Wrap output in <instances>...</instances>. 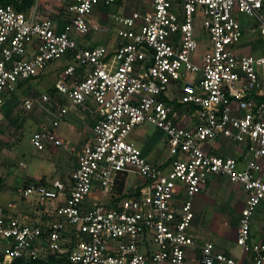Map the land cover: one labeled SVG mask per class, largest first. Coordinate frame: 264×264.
<instances>
[{
	"label": "built area",
	"instance_id": "obj_1",
	"mask_svg": "<svg viewBox=\"0 0 264 264\" xmlns=\"http://www.w3.org/2000/svg\"><path fill=\"white\" fill-rule=\"evenodd\" d=\"M128 1L70 0L46 16L0 3V134L11 93L62 58L73 63L54 89L68 105L50 112L32 146H62L56 130L71 108L95 116L69 186L33 181L7 191L15 198L0 207L1 264L51 254L69 264H187L191 252L198 264H240L208 241L194 250L193 199L213 178L243 188L236 246L250 264H264V223L252 233L253 216L264 206V0H132L147 7L111 15L113 45L79 43L97 29L92 17L99 5ZM198 15L211 42L200 55ZM48 100L26 99L23 108ZM143 122L161 132L169 151L160 166L126 140ZM231 142L240 145L236 156L215 147ZM130 174L142 182L105 200ZM93 192L99 198L91 199ZM31 197L62 202L49 218L23 222L21 202Z\"/></svg>",
	"mask_w": 264,
	"mask_h": 264
},
{
	"label": "rangeland",
	"instance_id": "obj_2",
	"mask_svg": "<svg viewBox=\"0 0 264 264\" xmlns=\"http://www.w3.org/2000/svg\"><path fill=\"white\" fill-rule=\"evenodd\" d=\"M70 0H34L33 5L27 10L30 11L35 8L40 15H49L52 12L62 10ZM147 5L136 3L129 0L125 5L114 3L109 6H98L96 9L92 21L97 29H92L90 32L91 38H93L94 44L101 42L102 44H114L116 39V32L114 25L111 22V15L121 14L123 12H129L132 9H143ZM26 11V12H27ZM98 14L108 17V21L100 20ZM244 23H251L252 20L246 16L238 15ZM202 20L198 15L195 17L193 26L195 31V39L199 45L198 54L200 55L204 49H209L211 42L208 35L202 30ZM95 41V42H94ZM97 41V42H96ZM79 43H82L80 40ZM70 59H57L46 66L41 76L37 78H31L22 88L11 93L10 99L6 103L7 110L4 115L2 129L3 136L0 143V160H2L3 171L0 168V173L3 175H11V178H17L18 180L26 179L30 181H53L56 177V170L59 172L61 179L69 178V159L72 155L77 153V148H73L71 143H68L63 139V145L55 147L48 143H44L43 150H36L31 144V135L36 128L42 124H47L48 120L52 118L51 113L56 109L55 103H63L65 106L68 104L67 99L59 94L54 89V83L57 75L61 73L63 68L72 64ZM46 95L48 101L40 102V104H33L30 110H24L23 101L30 99L40 101V97ZM54 97L58 100H55ZM5 107V108H6ZM55 111V110H54ZM65 124L63 122L58 131L60 132L61 126ZM61 137L64 136L61 134ZM162 134L155 127L147 122H143L128 134L126 140L138 147L145 159L152 165L160 166L166 162L170 157L167 147L161 142ZM80 144H78L79 147ZM218 151H221L228 156H236L239 154L241 148L236 142L226 143L225 146L215 145ZM25 164L22 168L19 163ZM41 178V179H40ZM217 179V178H216ZM215 178L212 179V183L208 187L206 192L202 191V194L198 195L193 200V206L197 209H202L201 219L203 228L199 229L200 236L217 249L225 251L229 249L235 256L239 254V249L236 246V235L233 233V228L236 226V219L241 209V202L244 199L243 188L237 184L230 183L227 178H224L221 182H216ZM123 182L122 190L130 191L134 185H138L142 182V179L134 174H130ZM180 184H178L179 186ZM125 186V187H124ZM9 190L16 189L13 182H10ZM14 187V188H13ZM127 188V189H126ZM119 182L113 188L112 195L107 198H115L120 195ZM6 191V190H5ZM0 190V204H5L8 199V192ZM4 192V193H3ZM36 200V199H35ZM34 202V201H33ZM49 203H39L37 200L34 202V206L38 209L43 208ZM259 207L257 209V212ZM27 213L28 211H24ZM30 214V213H29ZM223 215V220L226 222L222 225V234L220 228V221ZM258 216V220H259ZM219 234V235H218ZM203 241V240H202ZM47 259V258H46ZM58 264H66L64 261H58ZM190 264H196L194 262Z\"/></svg>",
	"mask_w": 264,
	"mask_h": 264
},
{
	"label": "crops",
	"instance_id": "obj_3",
	"mask_svg": "<svg viewBox=\"0 0 264 264\" xmlns=\"http://www.w3.org/2000/svg\"><path fill=\"white\" fill-rule=\"evenodd\" d=\"M93 40L94 39L91 38V36L89 35L88 37L85 38V40L83 39L81 41H82V44L84 43V44L90 45V46L102 44L99 41L98 42L96 41L97 44H94V43H92ZM109 43L110 42L107 41V46L112 45V44H109ZM54 99L57 100L55 97H54ZM55 104H56L55 106H58V107L59 106H61V107L62 106H65L63 103H61V101H60L59 104L58 103H55ZM55 108H57V107H55ZM6 110H7V107L5 108V110L3 112V120H4V115H5ZM50 120L51 119L48 120L47 124L50 122ZM94 120H95L94 114L92 112L87 111L85 108H82V107L71 108L68 111L67 115L65 116L64 120L61 122V124L63 122H65V124H63L61 126L60 132L58 131V129H59V127H60L61 124L58 126V128L56 130V134H57V137L59 139H61V140L65 139L68 143H71L72 144L73 148H77V153H75V155H72L71 158L69 159L70 164H69L68 167H69V170H70V173L71 174H72V172L74 171V169L77 166V157H78L79 153L81 152V149L83 148V146L91 138V132H92V126H93ZM36 130H37V128L34 130V132ZM3 131H4V128L1 130V134H0V137L1 138L3 136ZM61 134L64 136V138L61 137ZM78 144H80L79 147H78ZM0 168H1L2 172H4L3 171V167H2V160H0ZM71 174L69 175V178H66V179L63 178V179H61L60 176H59V172L56 170V172H55L56 177H55V179L53 181L59 180V181L63 182L66 186H69L70 185V182H71L70 181L71 180ZM10 176L11 175H4V174L2 175L0 173V190L1 191L2 190H4V191L6 190L5 193H7V191L9 190L8 188H10L9 187L10 182H13V184H14L15 187L16 186L19 187L23 183L33 182V181H30V180H26V179L18 180L17 178H14V177L11 178L10 181H9L8 178ZM223 179L224 178H217L215 181L216 182H221ZM53 181H50V180H46L45 179V182H48V183H51ZM212 182L213 181L211 180L209 182V184L203 189L204 192H206L208 190V187L210 186V184ZM177 192L178 193L176 195L175 202L177 204H179L183 200V197H184L180 185L177 188ZM200 194H202V192ZM196 197L194 199H198ZM14 198H15V196L13 194H8V199H7L6 203L5 204H0V207H5L6 204L9 201H11L12 199H14ZM92 198L93 199H97V198H99V195L96 192H93L92 195H91V199ZM33 201L35 202L36 200H35L34 197H31V198L25 199V200H23L21 202L20 217H21V220L23 222H36V221H39V220H44L46 218H49V214L52 212L53 208L56 207L57 205H60V203L62 202L61 199H58V200H55L52 203H49L48 205L46 204V206H44L43 208L38 209V208H36L34 206V202ZM244 202H245V196H244L243 202H241V209L244 206ZM192 208H193V213H194V219H193V222H192L191 233L196 238V247L194 248V250H196L197 247L200 246L202 243L206 242L207 239L206 238L204 239L203 237H201L200 236V233L198 231L199 229H201V228H203L205 226V225H202V219H201V217H202L201 216L202 211H200L202 209H197L196 207L193 206V204H192ZM241 209H240V211H241ZM24 211H28V212L25 213ZM239 214H238V216H239ZM258 216L260 217L259 220H258ZM235 221H236V226H235V228H233L234 235H236V231H237L238 218ZM220 223H221L220 224L221 232H219V233L222 234V225L224 223H226L223 220V215H222V218H221ZM263 223H264V206L260 207L259 210H258V212H256V214L253 216V219H252V233L253 234L258 233V230H259L260 226ZM215 249L217 251H221V252H224V253L232 256L240 264H250L249 261H248V258L242 256V254L240 253V251H239V254L237 256H235V255H233L231 253V251L229 249L228 250L225 249V251H223L221 249H217V248H215ZM192 251H193V249H192ZM192 262L198 264L197 258H196V254L193 253V252H191V254L188 256L187 264H190Z\"/></svg>",
	"mask_w": 264,
	"mask_h": 264
},
{
	"label": "trees",
	"instance_id": "obj_4",
	"mask_svg": "<svg viewBox=\"0 0 264 264\" xmlns=\"http://www.w3.org/2000/svg\"><path fill=\"white\" fill-rule=\"evenodd\" d=\"M0 3L2 4H12L14 3L15 7L19 11H27L34 3V0H19V1H14V0H0ZM124 182L121 180L119 182V193L122 192V186ZM120 196V195H119ZM122 197V196H120ZM119 199V198H118ZM3 252L0 249V264L3 261ZM47 258V259H46ZM45 259H40V260H34V261H24L21 259H15L12 261L11 264H58V261H66V257L63 255H58V254H51L48 255ZM67 262V261H66ZM65 262V263H66ZM66 264H69L68 262Z\"/></svg>",
	"mask_w": 264,
	"mask_h": 264
}]
</instances>
